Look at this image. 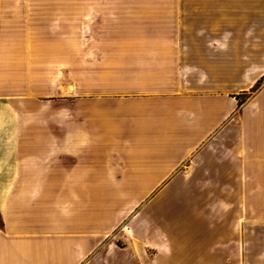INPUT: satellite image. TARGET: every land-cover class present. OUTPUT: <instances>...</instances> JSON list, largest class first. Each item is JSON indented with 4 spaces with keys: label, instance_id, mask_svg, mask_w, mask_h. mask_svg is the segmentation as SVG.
Segmentation results:
<instances>
[{
    "label": "crops",
    "instance_id": "obj_1",
    "mask_svg": "<svg viewBox=\"0 0 264 264\" xmlns=\"http://www.w3.org/2000/svg\"><path fill=\"white\" fill-rule=\"evenodd\" d=\"M263 78L264 0H0V264H264Z\"/></svg>",
    "mask_w": 264,
    "mask_h": 264
},
{
    "label": "rangeland",
    "instance_id": "obj_2",
    "mask_svg": "<svg viewBox=\"0 0 264 264\" xmlns=\"http://www.w3.org/2000/svg\"><path fill=\"white\" fill-rule=\"evenodd\" d=\"M264 84V78L259 81V83L251 90V95L256 92ZM248 97L247 95L241 96L240 104L242 105ZM114 194V193H113ZM145 196L144 201L136 210L141 209L150 205V203L155 199L166 200L158 208L159 216H168V218H176V216L184 215H195V214H207L206 212H211L215 214V210L210 208H196L190 209L182 207L186 205V201L190 200H200L203 198L204 194L201 192H167L163 196L160 193H143ZM172 205V206H169ZM190 211H195L191 214ZM220 212L222 209L219 210ZM229 210L225 209L227 213ZM135 214V213H134ZM144 215L150 214L148 212L143 213ZM251 231H264V175H253L251 177Z\"/></svg>",
    "mask_w": 264,
    "mask_h": 264
}]
</instances>
